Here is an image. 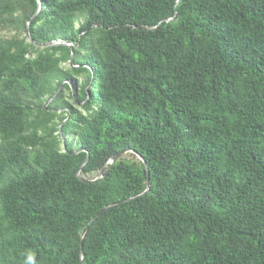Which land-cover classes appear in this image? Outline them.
Here are the masks:
<instances>
[{
	"label": "trees",
	"instance_id": "trees-1",
	"mask_svg": "<svg viewBox=\"0 0 264 264\" xmlns=\"http://www.w3.org/2000/svg\"><path fill=\"white\" fill-rule=\"evenodd\" d=\"M39 1L0 0V264H264V0Z\"/></svg>",
	"mask_w": 264,
	"mask_h": 264
},
{
	"label": "water",
	"instance_id": "water-1",
	"mask_svg": "<svg viewBox=\"0 0 264 264\" xmlns=\"http://www.w3.org/2000/svg\"><path fill=\"white\" fill-rule=\"evenodd\" d=\"M37 3H38V6H37V8H36V10H35V12H34V14L32 15V17H31V19L36 15V13H37V11H38V9H39V5H40V1L39 0H37ZM30 19V20H31ZM28 27H29V21L26 23V27H25V33H26V35H27V37H28V40H30V41H32V39L29 37V35H28ZM34 44H36V45H38V46H45V44H41V43H36V42H34V41H32ZM50 44H62V45H66V46H71V44L70 43H68V42H66V41H63V40H61V39H58V40H56V41H54V42H51ZM69 63H70V65L71 66H73V52L71 51V54H70V60H69ZM70 87H71V85H70ZM71 89H72V87H71ZM46 105V102L44 103V106ZM126 151H131V152H133V153H135L138 157H139V160H142V158H141V156L140 155H138L137 154V152L136 151H134V150H132V149H124V150H121V151H119V152H117V153H114L106 162H104V164L102 165V167L99 169V171H98V175L94 178V179H86V178H82L81 176H80V174L79 173H77V176L80 178V180H82L83 182H88V181H95L96 179H98V178H100L101 177V175H102V172H103V168L107 165V164H110V163H112L119 155H121L122 153H124V152H126ZM144 164H145V162H143ZM145 168H146V165H145ZM146 188L144 189V191L143 192H146L148 189H149V187H150V184H149V182H148V171H147V169H146ZM122 201H124V200H120V201H118V202H122ZM117 202V203H118ZM111 205H113L112 203H110V204H108L107 206H104L93 218H91V220L88 222V224L86 225V227H85V229L83 230V232H82V234H81V237H83V235L85 234V232H86V230H87V228H88V226L90 225V223L94 220V218L100 213V212H102V211H104L108 206H111Z\"/></svg>",
	"mask_w": 264,
	"mask_h": 264
},
{
	"label": "rangeland",
	"instance_id": "rangeland-1",
	"mask_svg": "<svg viewBox=\"0 0 264 264\" xmlns=\"http://www.w3.org/2000/svg\"><path fill=\"white\" fill-rule=\"evenodd\" d=\"M76 27H77V25H76ZM23 34H24V33H23ZM2 35L8 37V36L11 35V32H9L8 30H4V31L2 32ZM71 87H72V86H71ZM72 88H73V87H72ZM118 157H119V158H128V159H139V157H138L135 153H133V152H131V151H126V152L122 153L121 155H119ZM94 177H96V174H95Z\"/></svg>",
	"mask_w": 264,
	"mask_h": 264
}]
</instances>
